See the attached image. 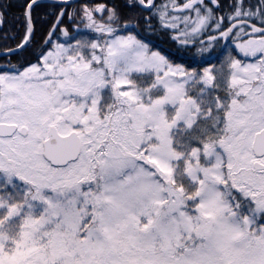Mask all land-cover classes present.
Instances as JSON below:
<instances>
[{"label": "snow or ice", "instance_id": "obj_1", "mask_svg": "<svg viewBox=\"0 0 264 264\" xmlns=\"http://www.w3.org/2000/svg\"><path fill=\"white\" fill-rule=\"evenodd\" d=\"M0 264H264V0H0Z\"/></svg>", "mask_w": 264, "mask_h": 264}, {"label": "flooded vegetation", "instance_id": "obj_2", "mask_svg": "<svg viewBox=\"0 0 264 264\" xmlns=\"http://www.w3.org/2000/svg\"><path fill=\"white\" fill-rule=\"evenodd\" d=\"M12 24H13V21L10 19L9 20V26H12Z\"/></svg>", "mask_w": 264, "mask_h": 264}]
</instances>
